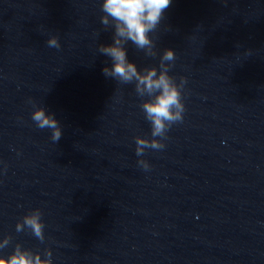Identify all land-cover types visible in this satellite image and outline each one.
Wrapping results in <instances>:
<instances>
[{"label":"clouds","instance_id":"obj_1","mask_svg":"<svg viewBox=\"0 0 264 264\" xmlns=\"http://www.w3.org/2000/svg\"><path fill=\"white\" fill-rule=\"evenodd\" d=\"M172 0H102L101 24L105 29L111 27L112 43L98 45L100 54L108 57L111 66H105L102 73L106 78H113L120 84L135 85V93L143 99L140 104L145 119L151 126V139L136 136V155L142 156L146 149H163V140L173 124L183 121L185 105L182 89L186 83L185 77L176 78L169 74L177 59L176 52L171 48L163 50L159 60V70L155 66L138 69L134 62L129 61L126 45L131 44L146 56L157 55L156 42L152 35L156 32L164 19L166 10L171 7ZM47 45L60 48L59 39L53 35L47 40ZM31 119L40 129H51V139L58 142L62 137L60 122L54 114L48 113L44 107H37L31 114ZM159 138V139H157ZM138 163L148 169L146 160ZM16 232L26 229L41 242L44 241L45 224L39 208L33 209L16 223ZM12 242L11 236L0 240V249H4ZM42 254L24 248L16 243L14 249L7 256L0 255V264H53L52 252L45 249Z\"/></svg>","mask_w":264,"mask_h":264}]
</instances>
